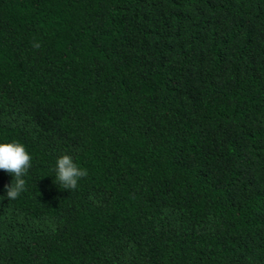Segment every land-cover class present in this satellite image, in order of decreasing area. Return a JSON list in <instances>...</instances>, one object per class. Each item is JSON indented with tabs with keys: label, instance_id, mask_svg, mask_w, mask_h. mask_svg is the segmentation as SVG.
Segmentation results:
<instances>
[{
	"label": "trees",
	"instance_id": "16d2710c",
	"mask_svg": "<svg viewBox=\"0 0 264 264\" xmlns=\"http://www.w3.org/2000/svg\"><path fill=\"white\" fill-rule=\"evenodd\" d=\"M4 142L0 264H264V0H0Z\"/></svg>",
	"mask_w": 264,
	"mask_h": 264
},
{
	"label": "clouds",
	"instance_id": "9594fccd",
	"mask_svg": "<svg viewBox=\"0 0 264 264\" xmlns=\"http://www.w3.org/2000/svg\"><path fill=\"white\" fill-rule=\"evenodd\" d=\"M39 47V45H35ZM32 157L25 146L18 142L0 143V170L13 175L14 182L5 185L8 200L17 199L26 190V181L23 178L31 167ZM55 182L63 189L75 190L78 181L88 175L87 170L78 167L70 155L63 154L56 160ZM3 199V197H0Z\"/></svg>",
	"mask_w": 264,
	"mask_h": 264
}]
</instances>
